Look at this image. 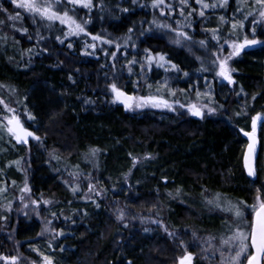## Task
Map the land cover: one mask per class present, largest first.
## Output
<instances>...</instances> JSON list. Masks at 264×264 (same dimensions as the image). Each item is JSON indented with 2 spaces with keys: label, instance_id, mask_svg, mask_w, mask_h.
<instances>
[{
  "label": "trees",
  "instance_id": "1",
  "mask_svg": "<svg viewBox=\"0 0 264 264\" xmlns=\"http://www.w3.org/2000/svg\"><path fill=\"white\" fill-rule=\"evenodd\" d=\"M88 3L75 15L84 30L77 39L57 24L48 30L37 23L31 30L27 19L21 21L23 38L0 32V101L25 109L27 128L46 134L59 157L48 162L36 147L29 151L31 195L38 205L46 203L35 219L57 230L46 243L51 255L60 253L57 264H166L182 247L156 226L124 220L116 205L126 215L154 216L170 231L192 226L203 232L218 217L203 203L212 193L246 203L254 188L264 191V125L255 179L244 169L248 141L242 132L264 117V45L234 56L233 82L225 84L217 79L216 59L228 52L222 44L230 25L240 26L229 14L236 12L235 0L206 12L208 24L194 0ZM3 6L5 0L1 18L11 12ZM93 37L102 46L88 47ZM155 56L173 71L148 62ZM161 79L170 81L165 94L207 96L210 112L193 118L110 103L111 85L139 95L141 84L149 83L143 94L150 95ZM23 146L13 144L11 157L25 154ZM71 167L92 174V195L84 196L83 188L71 193L62 182ZM40 226L19 220L14 242L23 246Z\"/></svg>",
  "mask_w": 264,
  "mask_h": 264
},
{
  "label": "rangeland",
  "instance_id": "2",
  "mask_svg": "<svg viewBox=\"0 0 264 264\" xmlns=\"http://www.w3.org/2000/svg\"><path fill=\"white\" fill-rule=\"evenodd\" d=\"M3 0H0V4ZM8 6H3L11 12L8 15L3 14L0 17V32L9 37H18L22 33V19H27L31 30L35 29L37 23H42L45 29H52L54 25L61 27L67 38L77 39L84 30L81 25L80 18L76 17V12L79 8L89 7L88 0H5ZM184 4L187 0H183ZM225 0H194L198 16L204 17V23L208 24L210 16L205 15L208 11H215ZM20 3H25L29 6L18 7ZM236 12L229 13L230 17L237 18L240 24L230 25L233 30L229 38L222 44V47L228 51L226 54L220 53L217 56V79L219 82L229 83L228 79H233V69L230 66V61L234 56L240 55L237 51H244L242 41L254 43V48L264 45V0H235ZM69 11L72 12L68 13ZM17 13V15H13ZM188 16V15H187ZM218 21V19H217ZM226 21V20H225ZM225 21H218L224 23ZM42 29V27H41ZM214 31V30H213ZM256 35H259L256 36ZM92 43H88V47H93L94 42L102 46V40L95 37L90 38ZM111 45L109 40H106ZM105 42V43H106ZM118 42V41H117ZM241 43V44H240ZM240 45V46H239ZM150 63L154 64L162 71H173V67L164 61L160 56H155L149 59ZM140 66H145L144 63ZM143 71L138 67V72ZM227 77V78H226ZM138 83V81H134ZM169 80L161 79L155 83V90L150 95L148 93L149 83L141 84L137 94L125 93L122 89L115 85H111L108 89L109 100L112 104H123L125 110L130 111L152 108L157 111H169L171 113L184 114L189 117L197 118L194 109L200 110L202 116L210 112L209 105L205 103L207 96L198 94H182L175 93L165 94L168 89ZM133 87V86H132ZM115 89V91L113 90ZM134 89V87H133ZM144 89V90H142ZM150 93V92H149ZM123 95V97H119ZM164 112V111H163ZM16 120L27 128L26 121L30 122L31 117L25 109H21L0 101V264H57L56 258L46 249V243L53 241L57 234L56 229L49 230L45 227L43 221L35 219L38 209L44 208L46 203L41 201L38 205L32 198V188L29 185L30 166H29V151L36 147L49 162H59L57 156V148L50 151L53 142L46 140L47 135L34 133V138L25 144L24 152L20 157L12 158L9 148L17 145L14 136L9 131L10 122ZM242 132H249L242 130ZM7 145L9 147H7ZM254 142H247L244 155V169L247 176L253 179L254 173L248 169L246 158L247 152ZM7 154L10 158H7ZM4 156L5 158H1ZM260 164L264 167V154L260 156ZM6 159V160H5ZM85 162V160L83 161ZM76 167V166H75ZM75 167H71L66 175L61 176L62 182L71 193H75L79 188H83L84 196L92 195L95 191L93 185L92 174H81ZM78 168V167H77ZM82 175V177H81ZM94 183V184H93ZM246 203L235 201L226 195L212 193L209 199L203 201L204 206L209 207L208 211L217 214L211 224L213 228L206 231H199L190 226H183L184 230L170 231L160 220L151 216L126 215L122 206L116 205V214L124 220L135 222L143 226L152 225L161 229V232L175 242L178 247H182L183 251L180 254H172L171 258H167L166 264H195L196 261H202L205 264H246L252 255V250L249 244L252 216L256 208L264 205V191L260 188H254L250 198H247ZM112 205V204H111ZM110 205V206H111ZM114 210V209H112ZM19 220L41 224L39 233L30 239L25 240L26 243L18 245L14 242L16 226ZM47 226L50 224L47 222ZM51 227V226H50ZM186 230V231H185ZM247 237V238H245ZM180 245V246H179ZM22 248V249H21ZM20 250V253L16 250ZM34 254V255H33ZM33 255V256H32ZM58 257V256H57ZM57 262V263H56Z\"/></svg>",
  "mask_w": 264,
  "mask_h": 264
},
{
  "label": "water",
  "instance_id": "3",
  "mask_svg": "<svg viewBox=\"0 0 264 264\" xmlns=\"http://www.w3.org/2000/svg\"><path fill=\"white\" fill-rule=\"evenodd\" d=\"M242 46L244 50H248L250 48H253L255 45L252 42L246 41L242 43ZM228 82L229 83L233 82V79L232 78L228 79ZM194 111L196 114L195 116L197 118H201L202 114L200 110L195 108ZM262 124H264V117L263 116L256 117L251 124V131L247 135L249 141L254 142V145L251 146L250 149L248 150L247 158H246L247 167L250 170L255 167L257 161L258 151H259V147L257 144V139H258L257 134ZM9 131L14 136V140L17 143V145H25L34 138V133L30 129L23 127V125L18 123L16 120L10 122ZM262 220H264V205L258 207L253 213L250 239H249L252 255L246 264H264V252H258L257 247H254L252 245V236L257 237V244H259V234H260V227ZM253 257L255 259H252Z\"/></svg>",
  "mask_w": 264,
  "mask_h": 264
},
{
  "label": "snow or ice",
  "instance_id": "4",
  "mask_svg": "<svg viewBox=\"0 0 264 264\" xmlns=\"http://www.w3.org/2000/svg\"><path fill=\"white\" fill-rule=\"evenodd\" d=\"M17 6L18 7H26L29 5H27L25 3H20ZM113 90L115 91V89H113ZM245 238H247V237H245ZM252 245L254 247H257L258 252H264V220L261 221L260 234H259V244H257V237L252 236ZM252 259H255V258L253 257Z\"/></svg>",
  "mask_w": 264,
  "mask_h": 264
},
{
  "label": "flooded vegetation",
  "instance_id": "5",
  "mask_svg": "<svg viewBox=\"0 0 264 264\" xmlns=\"http://www.w3.org/2000/svg\"><path fill=\"white\" fill-rule=\"evenodd\" d=\"M243 42H246V41H242V43ZM241 44V43H240ZM240 46V45H239ZM250 50V49H249ZM248 50V51H249ZM237 53L238 54H241V51H240V49L237 51ZM223 83H225L224 81H223ZM226 84V83H225ZM122 95V94H121ZM121 95H119L118 94V96L121 98ZM122 97H123V95H122ZM262 125H264V124H262ZM251 131V130H250ZM250 131L249 132H246V133H244V136H245V138L247 139V141H249V138H248V134L250 133ZM257 138H258V134H257ZM250 142V141H249ZM257 144H258V139H257ZM258 147H259V145H258ZM258 156H259V151H258ZM257 160H258V157H257ZM256 163H257V161H256ZM255 167H256V164H255ZM255 167L253 168V169H251L252 171H253V173H254V176H253V179H255V176H256V172H255ZM261 172H263L264 173V171H262L261 170ZM262 206V205H261ZM260 207V206H259ZM257 209V208H256ZM253 217V216H252Z\"/></svg>",
  "mask_w": 264,
  "mask_h": 264
},
{
  "label": "bare ground",
  "instance_id": "6",
  "mask_svg": "<svg viewBox=\"0 0 264 264\" xmlns=\"http://www.w3.org/2000/svg\"><path fill=\"white\" fill-rule=\"evenodd\" d=\"M24 127V126H23Z\"/></svg>",
  "mask_w": 264,
  "mask_h": 264
}]
</instances>
